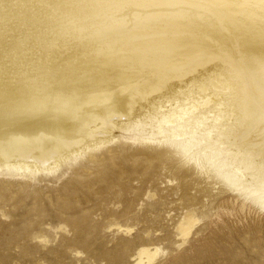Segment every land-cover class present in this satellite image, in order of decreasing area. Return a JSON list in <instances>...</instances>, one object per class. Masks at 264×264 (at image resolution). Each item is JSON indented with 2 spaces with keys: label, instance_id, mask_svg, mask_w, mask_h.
<instances>
[{
  "label": "bare ground",
  "instance_id": "bare-ground-1",
  "mask_svg": "<svg viewBox=\"0 0 264 264\" xmlns=\"http://www.w3.org/2000/svg\"><path fill=\"white\" fill-rule=\"evenodd\" d=\"M117 139L264 211V0H0V173Z\"/></svg>",
  "mask_w": 264,
  "mask_h": 264
},
{
  "label": "rangeland",
  "instance_id": "rangeland-1",
  "mask_svg": "<svg viewBox=\"0 0 264 264\" xmlns=\"http://www.w3.org/2000/svg\"><path fill=\"white\" fill-rule=\"evenodd\" d=\"M146 146L117 139L98 162L0 173V264H264V211L172 151L134 154Z\"/></svg>",
  "mask_w": 264,
  "mask_h": 264
}]
</instances>
